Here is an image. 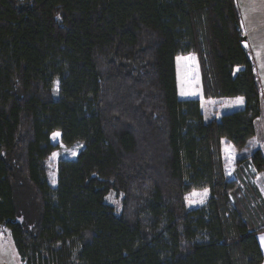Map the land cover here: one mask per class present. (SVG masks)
<instances>
[{"label": "trees", "instance_id": "trees-1", "mask_svg": "<svg viewBox=\"0 0 264 264\" xmlns=\"http://www.w3.org/2000/svg\"><path fill=\"white\" fill-rule=\"evenodd\" d=\"M246 40L237 0H0V225L22 262L262 264L264 216L222 157L262 112ZM188 54L203 97L245 107L206 121L180 98ZM77 143L53 186L46 161ZM251 159L264 170L260 150Z\"/></svg>", "mask_w": 264, "mask_h": 264}, {"label": "crops", "instance_id": "crops-1", "mask_svg": "<svg viewBox=\"0 0 264 264\" xmlns=\"http://www.w3.org/2000/svg\"><path fill=\"white\" fill-rule=\"evenodd\" d=\"M237 5L241 14V29L247 38L245 42L246 49L253 61L255 60V56L260 57L259 61L262 63L259 66L262 68L263 64L264 71V0H237ZM254 68L259 85L258 68L255 64ZM241 69L242 67H237L236 71ZM177 80L179 97L184 99L186 97L198 98L200 100L201 111L206 121L214 119L220 121L224 114L245 107L246 101L243 96L221 98L203 97L202 81L199 88L194 90L193 88L185 89L184 93L181 91V72L179 68H177ZM261 103L262 112L254 121L255 135L242 149H238L230 139L223 138L222 157L225 163L227 179L237 182L239 197L242 199L250 198L257 206L259 215L262 218L264 216V170H257L251 159L253 152L256 150H260L264 157V99L262 96ZM203 190L209 193L208 189ZM262 236H264V231L258 234V240L264 253ZM262 264H264V261Z\"/></svg>", "mask_w": 264, "mask_h": 264}, {"label": "rangeland", "instance_id": "rangeland-1", "mask_svg": "<svg viewBox=\"0 0 264 264\" xmlns=\"http://www.w3.org/2000/svg\"><path fill=\"white\" fill-rule=\"evenodd\" d=\"M258 56H255V60L251 58L253 64L257 66L258 82L260 85V93L264 99V71L263 64L262 68L261 61H259ZM177 68L181 72V91L185 93V89L199 88L201 85V75L199 71L198 59L195 55H179L177 57ZM192 87H190L191 85ZM54 90H58V82H55ZM193 96V95H191ZM185 97V96H184ZM188 98V97H186ZM185 98V99H186ZM207 114V113H206ZM83 148L82 143H77L71 147L63 148L60 151V154L57 158H51L46 161L47 172L49 181L53 186L57 185L58 179V162L60 158H75L80 150ZM206 190H193L188 193L185 197L186 206L188 209L196 208L204 205L208 201L209 193L203 195ZM107 202L114 205L119 210L122 205V195H116L114 192H111L107 196ZM264 236H262V241L264 242ZM0 264H24L14 246L13 239L10 233V230L4 226L0 225Z\"/></svg>", "mask_w": 264, "mask_h": 264}, {"label": "snow or ice", "instance_id": "snow-or-ice-1", "mask_svg": "<svg viewBox=\"0 0 264 264\" xmlns=\"http://www.w3.org/2000/svg\"><path fill=\"white\" fill-rule=\"evenodd\" d=\"M242 102V101H241ZM59 135V133H56V134H54V138H55V136H58ZM203 195H207V192L205 191L204 193H203Z\"/></svg>", "mask_w": 264, "mask_h": 264}]
</instances>
